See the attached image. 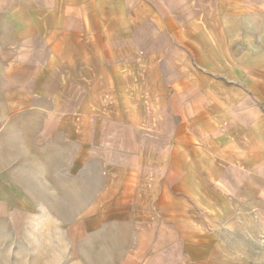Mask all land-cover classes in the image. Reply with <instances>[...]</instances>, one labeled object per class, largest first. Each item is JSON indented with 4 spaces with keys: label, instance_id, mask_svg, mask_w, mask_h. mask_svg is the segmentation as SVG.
I'll list each match as a JSON object with an SVG mask.
<instances>
[{
    "label": "crops",
    "instance_id": "crops-1",
    "mask_svg": "<svg viewBox=\"0 0 264 264\" xmlns=\"http://www.w3.org/2000/svg\"><path fill=\"white\" fill-rule=\"evenodd\" d=\"M32 210L65 264L251 257L264 0H0V212Z\"/></svg>",
    "mask_w": 264,
    "mask_h": 264
},
{
    "label": "rangeland",
    "instance_id": "rangeland-1",
    "mask_svg": "<svg viewBox=\"0 0 264 264\" xmlns=\"http://www.w3.org/2000/svg\"><path fill=\"white\" fill-rule=\"evenodd\" d=\"M37 218L36 210L16 215L12 220H6L0 212V264L67 263L61 250L53 251L52 239L58 230L38 227ZM260 235L259 231L254 233L253 241L246 249L247 255L252 252L251 257L238 260L241 264H264V238H259Z\"/></svg>",
    "mask_w": 264,
    "mask_h": 264
}]
</instances>
